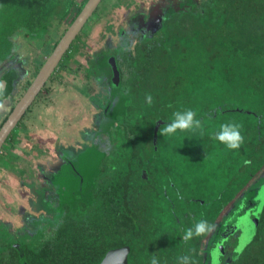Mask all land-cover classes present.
Wrapping results in <instances>:
<instances>
[{
  "label": "flooded vegetation",
  "instance_id": "obj_1",
  "mask_svg": "<svg viewBox=\"0 0 264 264\" xmlns=\"http://www.w3.org/2000/svg\"><path fill=\"white\" fill-rule=\"evenodd\" d=\"M27 1L29 4L31 0ZM64 1L62 0L52 12H47L48 19L46 21L38 22L36 19L30 18L28 12L24 19L29 27L19 33L18 29L15 30L14 33H17L16 35L14 34V37L18 36L19 42L16 45H21V47L14 48L9 53L7 62L0 67V82L4 84L0 102L5 104V110L0 111V129L26 93L62 36L79 15V9L82 10L87 2L86 0H68L71 5L66 11H63L62 4ZM176 1L178 0H138L137 8H127L119 16V20L112 24V29L105 32L104 38L98 43L97 48L86 59L85 66H80V69L78 67L74 69L70 66L73 54L82 49L81 43L84 32L87 25L95 17L97 18L100 4L93 13L95 16L92 15L94 19H91V16L85 23L42 90L1 147L0 170L10 166L9 164L12 160L14 161L11 164H17L20 161H25L30 156L32 164L36 165L33 170L39 179H42L45 174L43 181H48L45 183L46 187L50 185L53 189L51 191L47 188L45 191L50 190L52 192L53 198L58 200L57 207L60 211H69L70 209L76 211L79 207L82 208L88 204L87 196L91 197L90 203H92L93 196L100 185L104 188V185L108 186L110 181L114 180V182H117L118 180L124 206L135 210V220L131 226H128L130 236L124 239L128 242H134L137 246H134L132 250L131 247L127 250V264H151L154 254L159 264H173L171 263L172 256L174 257L175 255L176 257L179 254L183 256L182 253L188 251L190 252V258L191 253L198 258H202L200 264H213L214 256L218 259L222 258L221 264H228L234 256L237 237L240 233L238 231L234 232L224 241V257L221 256L223 253L220 254L222 246H219V244L223 240L221 238L223 237L222 234L225 233V227L229 226L228 223L242 209V201L246 195V191L243 192V189L245 190L247 184L240 192H236L233 196H229L227 200L222 201L219 207L218 205H210V202H197L198 206H195V208L194 206L189 207L190 203H194L193 200H190L188 206L183 209L180 208L179 211L181 212L177 213L173 209V204L165 199L169 196L167 194L168 189L165 187L162 191V189H159L162 188L160 182L154 181V178L159 177L161 173H159L157 168L152 167L153 164L147 162L149 160L147 159V152L149 149L152 150L154 145L153 129L157 122L154 121L153 126L148 125L147 122L136 126L133 120V116L144 115L145 112H148V109L153 108L141 105L140 100H142V97L137 95L138 86L136 87L134 83L139 78L138 76L145 72V69L153 66V62L158 65L157 60L153 58L146 59L148 56L145 49L152 47L159 41H162L163 44L168 42L167 38L172 35V29H169L166 25L172 23L178 16L189 15L196 17L198 12L194 11L204 2V0H192V2L197 1V4L192 8L194 15L191 13L190 15L189 13L172 12V6ZM182 6L178 5L176 8H183ZM27 8L30 7L27 5ZM40 14L39 12L38 16L32 15V17H39ZM69 18L71 20L70 24L64 25ZM160 31L164 33L157 36ZM31 43L34 47L41 45L46 47L49 44L52 45V48L44 62L40 66H34L33 72L30 73L28 66L25 67V60ZM111 58L115 59L120 74L122 93L114 91L110 86L113 75V69L110 65L112 64ZM81 71L86 82L90 84L88 87L94 86L95 88V94L87 98L91 100V98L96 96L98 100H101V105L90 103L98 111L99 115L96 123L97 131L92 137L93 139L90 138V145L88 144L84 152L82 151L81 154L72 158L62 157V155L47 158L40 147L37 154L31 155L30 152L34 154V149L37 150L36 143L32 142L30 137L32 135V127L28 124L30 119H32L30 115L35 109L34 106L41 95H43V92L47 90L49 84L55 82V80L61 81L60 78L64 76L80 73ZM76 87L82 97L89 94L84 93L83 86L77 85ZM110 102L112 103L110 104ZM156 114L157 110L153 108L152 115ZM163 123L159 126L160 129L167 122ZM41 126H44V124H41ZM107 129L108 131H106ZM99 131L102 133L99 134ZM149 131L152 133L151 139ZM140 139L145 141L139 144ZM121 144H124V147H121ZM111 148L116 149L110 150ZM108 151L111 152V154L109 153L110 155ZM87 152H92L94 155L82 158V155ZM103 154L104 156L102 157ZM119 155H122V157H118ZM116 158L119 160L118 164L116 162L110 167V164ZM117 165L119 166L116 167ZM97 166L100 177L89 180V176L94 174H92V171ZM120 169L121 171H119ZM89 170L91 171L90 173L88 172ZM46 175L48 179L50 176L54 177L53 184L46 178ZM254 177L251 175L249 182ZM260 186L261 184L256 185L254 189ZM250 188L253 187H249V190H251ZM238 196H240L239 201ZM156 212L158 215H154ZM160 215L161 218L169 216V219L173 220V225L165 226L162 219L160 220ZM198 215L200 216L199 220L196 219ZM200 220H206L209 224L214 225V230L207 235L185 242L182 239L185 230L193 227ZM0 225L8 226V223H5L0 218ZM8 230L12 234L13 240L11 239L10 243L11 249L4 253V264H20L18 252L13 246H22V239L26 238L25 234L28 231L23 229L19 231L20 235H15L9 226ZM24 251L27 262L30 264L25 247Z\"/></svg>",
  "mask_w": 264,
  "mask_h": 264
},
{
  "label": "rangeland",
  "instance_id": "obj_2",
  "mask_svg": "<svg viewBox=\"0 0 264 264\" xmlns=\"http://www.w3.org/2000/svg\"><path fill=\"white\" fill-rule=\"evenodd\" d=\"M138 3V0H107L106 2L104 0L99 7L97 18L95 17L94 19V14L91 18L94 20L87 25L81 43L82 49L73 54L70 66L74 69L76 67L80 69V66H85L86 59L97 48L98 43L104 38L105 32L112 29V24L119 20V16L123 11L129 7L132 9L137 8ZM70 21L69 18L64 25H69ZM21 23L23 24L22 27L17 24L18 33L28 28L26 20H22ZM166 26L174 32L172 38L173 44L170 42L173 45L172 49L174 52V56L172 57V61L174 60L173 67L177 65L178 61L184 59L183 65H186V67L190 64V62L188 63L189 60H196L205 66H209L214 46L205 45L204 41L210 40L206 37V32L202 31L200 34L199 40H201L202 45L194 46L187 50L182 46L179 47L181 45L180 41L184 38L189 42L194 38L197 39V33L195 32L198 30V23L193 16H178L172 23ZM14 32L9 38V40L14 41L9 44L3 43V48L0 50V67L3 63L7 62L9 53L14 48L21 47V45H16L19 42L18 36L14 37L17 32ZM162 33L164 32L160 31L157 36H160ZM214 36H216L217 40L220 39L219 33H215ZM212 40L210 41L212 42ZM183 42L185 45V41ZM6 44L8 45L7 47ZM160 44V49L156 50H162V43ZM167 46L170 45H165V48ZM51 48L52 45L49 44L46 47L42 45L34 47L32 43L30 44V50L27 52L25 60V67L28 66L30 73L33 72L34 66H40L44 62ZM156 50L152 58L154 60L160 59L162 64L166 65L167 58H162L164 52L158 58L159 51L157 52ZM179 71L183 74L182 77L187 79V82L177 84L176 86L172 82L168 85V75L165 77L163 69L153 62V66L145 69V72H142L138 76L139 78L134 81L136 87L138 86V96L145 99L146 95L150 93L153 97V104L151 106L157 108V114L152 119L153 122H171L174 112L187 109H194L193 111L196 113L197 118H200L201 115L204 116V114L217 112V110L216 112L209 111V107L211 106L209 100L207 102L206 100L196 102L194 99H187L193 85H189L188 83V68ZM60 79L61 81L55 80V82L49 84L30 115V117L32 116V119L28 122L30 127H32V135L30 137L37 147V150L34 149V154L30 152L31 155L37 154L40 147L47 158L56 157V155L72 158L81 154L82 151L84 152L90 138L93 139L92 137H94L97 131L96 123L99 115L98 111L90 103L101 105V100H98L96 96L91 98V100L87 98L95 94L94 86L88 87L90 84L84 79L82 71L76 74H69ZM77 85L83 86L84 93L89 94L82 97L78 92ZM237 92L238 89L235 90L233 101L228 102L226 100L227 103L235 102L237 104L238 108L234 111H244L245 113H239L247 115H243V118L246 120L250 121L249 118H251L254 122L264 121L263 113L261 114L255 107L250 106L252 103L251 96L240 93V100L238 98L240 97L239 94H236ZM174 97L177 101L171 103ZM195 102L197 104L192 109L191 103L194 104ZM216 102L220 106L224 104L222 101ZM230 114H225L223 117L228 118ZM235 114L234 112L232 116ZM206 119L202 122L204 125L203 136L199 133H178L174 138H165L159 135L161 129L158 127L156 142L154 143L153 141L154 149H149L147 152V159H149L147 162L153 164L152 167L157 168L159 173H161L159 177L154 178V181L160 182L162 188L159 189H162V191L165 187L168 189L167 194L169 196L165 199L167 202L170 201L173 204V209L177 213L181 212L179 211L180 208H186L190 200H193L194 203H190L189 207L194 206L195 208V206H198V203L203 202H210V205H218L219 207L222 201L227 200L229 196H233L236 192H240L246 184L245 190L243 189V192L246 191L245 194L249 191V187L254 188L259 181L264 179L263 167L252 181L249 182L251 175L254 176V171L260 167L257 165L259 162L258 157L259 152H264V146L260 147L258 149L260 151L252 157L249 155L253 149L250 144H246L239 150H227L223 144L213 139V135L216 132L214 127L218 130L222 123H215L209 118ZM262 123L264 124V122ZM41 124H44V126H41ZM86 127L88 128L86 129ZM38 135L43 138L38 137ZM139 144H141V140H139ZM115 149L111 148L110 150ZM83 157H88V155L84 154ZM113 157L115 156L113 155ZM245 161H251L253 164L246 165ZM11 163L7 168L0 170V218L5 223H8V226L15 235H20L19 231L23 229L24 231H28L25 234L26 238L22 239V241L27 242L30 248L36 251L40 247L39 245L43 244L42 241L56 238L63 214L61 213L62 211L58 210V200L53 198L52 187L50 185L46 187L45 183L48 181H43L45 174L42 179H39L33 170V167L36 165L32 164L30 156L25 161H20L17 164ZM115 163H111L110 167ZM260 163L262 165L263 162ZM9 170L10 172L7 173ZM88 172L90 173L91 171L89 170ZM93 173L94 171H92ZM98 177H100L99 172L89 176V180H94ZM46 178L48 179V176ZM50 183L53 184L52 181ZM228 185L230 186L229 188ZM47 188L51 191H45ZM239 199L240 196H238V201ZM162 203L166 206L164 202ZM242 206H244V200L242 201ZM250 212L248 217L242 219L241 226L236 230V232L240 233L237 237L238 246L236 247L239 250L245 248L253 240L256 233L261 210L254 212L253 208ZM154 215H158L157 212ZM199 218L200 216L198 215L196 219L199 220ZM161 219L165 226L173 225V220L169 219V216L161 218L160 215ZM1 231L0 233H5L6 236L8 233L12 235L10 231L4 229ZM30 233L34 237L30 238Z\"/></svg>",
  "mask_w": 264,
  "mask_h": 264
},
{
  "label": "trees",
  "instance_id": "obj_3",
  "mask_svg": "<svg viewBox=\"0 0 264 264\" xmlns=\"http://www.w3.org/2000/svg\"><path fill=\"white\" fill-rule=\"evenodd\" d=\"M61 1L31 0L28 4L27 0H0V50L3 48V43H11L10 36L18 28L17 24L22 27L21 21H25L24 18L28 12L30 18L36 19L38 22L46 21L48 19L47 12H52L59 6ZM27 5L30 8H27ZM70 5V2L65 0L62 4L63 11H66ZM80 11L81 9H79L78 14ZM39 12L41 13L39 17H32V15L38 16ZM194 12H198V15L194 17L198 23V30L195 32L197 33V39L194 38L189 42L184 38L180 41L181 45L179 47L182 46L187 50L202 45L201 40H199L200 34L202 31L206 32V37L213 40L211 42L207 39L204 41L205 45L214 46L209 66H205L196 60H189L188 63L190 62V64L186 67V65H183L184 59L178 61L177 65L173 67V30L172 35L167 38L168 42L163 44L160 41L162 50H156L160 49L159 45L161 44L159 42L145 49L148 56L146 59H151L155 50L159 51L158 58L164 52L162 58H167L166 65H163L160 59L157 61L158 66L163 69L164 76L168 75V85L172 82L175 83V86L187 82V79L182 77L183 74L179 70L188 68V83L193 87L187 99H194L196 102L201 100L207 102L209 100L211 103L209 111L216 112L217 110L216 113L201 115L198 119L204 122L207 120L206 118H209L215 123L235 122L241 125L244 143L240 148L250 144L253 149L249 155L251 157L255 156L260 151L258 149L264 146V124L262 123L264 121L254 122L249 117L250 121L246 120L243 118L245 114L234 111L238 108L237 104L235 102L227 103L226 100L228 102L233 101L235 90L238 89L236 94L240 96V93H242L251 96L252 103L250 106L255 107L264 116V0H204L202 5ZM194 12L192 10L191 12L184 11L182 13L194 15ZM215 33L220 34V39L217 40L214 36ZM183 41H185V45ZM167 44L170 46L165 48ZM119 92H122L121 87ZM238 98L241 100V96ZM171 101V103H175L177 100L174 97ZM216 101H222L224 104L220 106ZM140 102L142 106L157 109L154 106L147 105L145 99L140 100ZM196 102L191 103L192 109L197 104ZM159 108L161 107L159 106ZM152 109H148V112H145L144 115L133 116L134 125L139 126L147 122L148 125L153 126ZM234 112L236 116H232ZM229 113H231L230 118L223 117ZM214 130L217 131L215 127ZM101 133L99 131V134ZM151 135L150 132V139ZM140 140L141 142L145 141L144 139ZM122 146L124 147V144H121ZM138 146L140 147V145ZM117 148L121 149L120 147ZM108 152L111 154L110 151ZM120 156L122 157V155L118 157ZM118 161L116 158L112 163L117 162L116 164H118ZM258 161L257 165L260 167L254 171V176L264 167V152H259ZM260 162H263L262 165ZM260 184L261 186L264 184V179L259 181L257 186ZM119 186L118 180L117 182L110 181L108 186L104 185V188L100 185L93 196V202L89 203L90 205H84L76 211L73 209L62 211L63 216L61 223H59L56 238L54 237L55 240L51 238L42 241L43 244L39 245L38 250L33 251L34 249H31L27 242L22 241L28 253L29 263L99 264L107 252L111 250L119 248L129 250L130 247L131 250L134 249L137 244L132 241L128 242L125 239L130 236L128 226H131L135 220V210L124 206L122 191ZM256 189L252 188L247 194ZM2 229L9 231L7 225H0V231ZM29 235L30 238L34 237L31 233ZM11 239L13 240L9 233L7 236L5 233H0V264H4V253L11 249ZM183 253V256L190 257L189 251ZM179 256H172L171 263L178 264L177 257ZM201 259V257L198 258L191 253V264H200ZM228 264H264V205L260 212L253 240L241 253H235Z\"/></svg>",
  "mask_w": 264,
  "mask_h": 264
},
{
  "label": "water",
  "instance_id": "obj_4",
  "mask_svg": "<svg viewBox=\"0 0 264 264\" xmlns=\"http://www.w3.org/2000/svg\"><path fill=\"white\" fill-rule=\"evenodd\" d=\"M103 0H88L86 4L84 5L83 9L77 16V18L73 21V23L70 25V27L67 29L65 34L62 36L56 47L54 48L53 52L51 55L48 57L46 60L45 64L43 67L40 69L39 73L27 89L26 93L23 95V97L20 99V101L17 103L15 108L13 109L12 113L9 115L8 119L5 121L3 126L0 129V150L3 144L5 143L6 139L8 138L9 134L12 132V130L15 128L19 120L22 118L24 113L27 111V109L31 106L39 92L42 90L44 87L45 83L49 79V77L52 75L56 67L58 66L59 62L61 61L63 55L66 53V51L69 49L71 43L73 40L76 38V36L80 33L82 30L83 26L85 23L88 21V19L93 15L97 7L101 4ZM183 4V6H182ZM197 4V1L192 0H178L176 1L175 4H173L172 8L174 12H191L192 8L194 5ZM182 6L183 8H176V6ZM112 64L111 67L113 69V75L111 78V83L110 86L114 91H119L120 89V74L117 69L115 59L111 58ZM112 102H110L111 104ZM237 112L240 113H245L244 111H239ZM163 124V122H158L155 129H154V135H153V141L154 143L156 142L157 138V130L158 127ZM101 130V128H100ZM96 154V153H95ZM85 155H94L92 152H87ZM83 156V155H82ZM99 172L98 166L95 167L94 173ZM54 181V177L51 179ZM88 202L90 203V196H87ZM260 199V200H258ZM263 200H264V185L261 187L257 188L256 190H253L249 192L245 197H244V206H242V209L238 212L236 217L228 223L229 226L225 227L224 232L222 235L223 237L221 238V244L219 246H222L221 253H223L224 257V246L223 243L227 238L236 232V230L239 229L242 223V219L244 217H248L249 214L251 213L250 210L252 211L254 208V212L260 211L261 207L263 206ZM225 234V235H224ZM238 246V245H237ZM236 246V247H237ZM19 256V263L20 264H28L24 247L19 246V245H14L13 246ZM22 247V248H21ZM217 249V248H216ZM244 249V248H243ZM242 249V250H243ZM127 250L126 248L122 249H114L105 255V257L100 261L99 264H127ZM238 249L235 248L234 254H239L242 252V250L237 251ZM216 251V250H215ZM221 264L222 258L218 259L215 256L213 257V264Z\"/></svg>",
  "mask_w": 264,
  "mask_h": 264
},
{
  "label": "clouds",
  "instance_id": "obj_5",
  "mask_svg": "<svg viewBox=\"0 0 264 264\" xmlns=\"http://www.w3.org/2000/svg\"><path fill=\"white\" fill-rule=\"evenodd\" d=\"M4 84L0 82V96L3 95ZM146 103L151 106L153 97L149 93L145 97ZM5 110V104L0 102V111ZM178 133H199L204 135V125L197 118L196 113L191 110L176 111L173 113L171 122L166 123L160 130L159 135L165 138H174ZM213 139L223 144L227 150H239L244 143V136L241 133V125L235 122H226L219 126V129L214 133ZM245 164H251V161H245ZM215 226L209 224L206 220L198 221L193 227L185 230L182 239L185 242L191 241L194 238L207 235L214 230ZM237 251H240L239 249ZM151 264H159V261L154 254L151 259ZM178 264H191V258L188 256L178 257Z\"/></svg>",
  "mask_w": 264,
  "mask_h": 264
},
{
  "label": "crops",
  "instance_id": "obj_6",
  "mask_svg": "<svg viewBox=\"0 0 264 264\" xmlns=\"http://www.w3.org/2000/svg\"><path fill=\"white\" fill-rule=\"evenodd\" d=\"M52 178H53V177H52V176H50V177H49V180H50V181H52V180H51ZM52 182H53V181H52ZM53 183H54V182H53Z\"/></svg>",
  "mask_w": 264,
  "mask_h": 264
}]
</instances>
